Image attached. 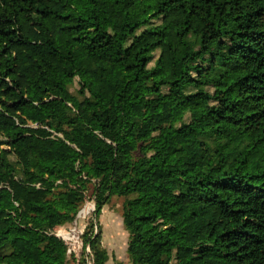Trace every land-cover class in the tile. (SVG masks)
I'll list each match as a JSON object with an SVG mask.
<instances>
[{"label":"trees","instance_id":"16d2710c","mask_svg":"<svg viewBox=\"0 0 264 264\" xmlns=\"http://www.w3.org/2000/svg\"><path fill=\"white\" fill-rule=\"evenodd\" d=\"M89 189L79 264L113 195L129 264H264V0H0V264Z\"/></svg>","mask_w":264,"mask_h":264},{"label":"crops","instance_id":"0c3cea01","mask_svg":"<svg viewBox=\"0 0 264 264\" xmlns=\"http://www.w3.org/2000/svg\"><path fill=\"white\" fill-rule=\"evenodd\" d=\"M102 213H103V208L98 217L99 224L101 223ZM107 216L109 217V219L107 220L106 229H110L114 227V230L116 232H114L113 234L111 233L109 235L107 231H102L101 229V233H102L101 242L105 246L108 252V258L105 261V264H129L128 255L126 252L127 231L123 226L121 211L118 212L117 210L114 209V212L108 213L103 217H107ZM76 261L77 262L75 263L71 262L70 264H79L77 258Z\"/></svg>","mask_w":264,"mask_h":264},{"label":"built area","instance_id":"2783aa9c","mask_svg":"<svg viewBox=\"0 0 264 264\" xmlns=\"http://www.w3.org/2000/svg\"><path fill=\"white\" fill-rule=\"evenodd\" d=\"M94 208H95V205L93 201L91 200L85 201L82 204V206L77 210L73 220L71 221V225L69 227L65 225H60L55 229L54 234L64 240V242L67 245L68 253L77 252L78 249L80 248H84L86 252L89 251V246L83 245V243L81 242L80 232H82L84 225L91 211L92 212L94 211ZM80 256L81 255H79L77 259H79Z\"/></svg>","mask_w":264,"mask_h":264},{"label":"rangeland","instance_id":"374dc122","mask_svg":"<svg viewBox=\"0 0 264 264\" xmlns=\"http://www.w3.org/2000/svg\"><path fill=\"white\" fill-rule=\"evenodd\" d=\"M6 42L8 44V47L10 48L11 47V38L9 36L6 37ZM76 86H77V83L76 81L73 83V85L70 87V89L72 91H75L76 89ZM91 189H89L87 192H86V198L84 200L85 201H90L91 199ZM124 197L123 196H117V195H113L110 200L107 202V204H105V206L103 207V213H102V219H101V225H100V228L102 229V231H107V233L110 235L111 233L113 234L114 232H116L114 230V227L113 228H110V229H106L107 228V220L109 219V217H103L105 215H107L108 213H112L114 212V209L117 210L118 212L121 211V205H122V201H123ZM82 206V205H81ZM80 206V207H81ZM92 211L89 215L92 216ZM71 225V222L67 225L68 227ZM106 229V230H105ZM83 231V230H82ZM82 232H80V235H81ZM81 238V237H80ZM81 242H82V239H81ZM83 243V242H82ZM84 248H80L78 249L77 252H73V254H75L76 258L79 257V255H82L84 257L87 256L88 252L85 251V249L83 250ZM77 262L76 259L73 261V263Z\"/></svg>","mask_w":264,"mask_h":264}]
</instances>
